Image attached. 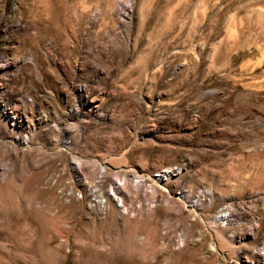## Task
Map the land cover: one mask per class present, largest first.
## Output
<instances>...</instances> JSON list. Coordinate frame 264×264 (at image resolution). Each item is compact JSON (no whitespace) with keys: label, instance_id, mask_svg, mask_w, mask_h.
Instances as JSON below:
<instances>
[{"label":"rangeland","instance_id":"obj_1","mask_svg":"<svg viewBox=\"0 0 264 264\" xmlns=\"http://www.w3.org/2000/svg\"><path fill=\"white\" fill-rule=\"evenodd\" d=\"M0 264H264V0H0Z\"/></svg>","mask_w":264,"mask_h":264}]
</instances>
